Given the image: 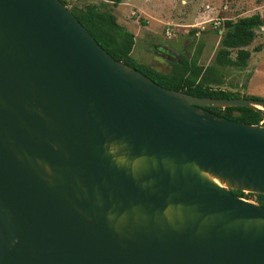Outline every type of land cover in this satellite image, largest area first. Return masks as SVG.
Returning a JSON list of instances; mask_svg holds the SVG:
<instances>
[{
  "label": "water",
  "instance_id": "1",
  "mask_svg": "<svg viewBox=\"0 0 264 264\" xmlns=\"http://www.w3.org/2000/svg\"><path fill=\"white\" fill-rule=\"evenodd\" d=\"M112 59L59 0H0V264H264V124Z\"/></svg>",
  "mask_w": 264,
  "mask_h": 264
},
{
  "label": "rangeland",
  "instance_id": "2",
  "mask_svg": "<svg viewBox=\"0 0 264 264\" xmlns=\"http://www.w3.org/2000/svg\"><path fill=\"white\" fill-rule=\"evenodd\" d=\"M64 1L68 7L100 3V0ZM137 3L121 0L111 12L116 22L134 36L130 52L133 61L162 73L169 70L170 62L179 58H196L197 64L204 67L213 64L223 21L264 13V0H140ZM139 5L141 12L135 10ZM122 7L128 10L127 15L133 12L129 20H124ZM245 49L250 55L244 68L218 69L223 76L222 89L263 99L264 27L255 30L254 39ZM244 199L258 203L254 195L246 194Z\"/></svg>",
  "mask_w": 264,
  "mask_h": 264
},
{
  "label": "trees",
  "instance_id": "3",
  "mask_svg": "<svg viewBox=\"0 0 264 264\" xmlns=\"http://www.w3.org/2000/svg\"><path fill=\"white\" fill-rule=\"evenodd\" d=\"M59 1L112 59L137 70L160 87L199 98L264 100V98L240 96L222 89L223 76L218 72V69L223 68L242 69L245 67L250 55L245 48L254 39L255 30L264 27V13L241 17L234 21H223L213 64L204 67L197 64L196 58L190 60L179 58L176 62H170L169 70L162 73L150 66L136 64L130 57L134 37L116 22L111 12V8L119 4L121 0H100L98 5H74L72 7H68L64 0ZM204 109L217 116L246 124H256L260 118L259 113L241 107L223 109L205 107ZM231 193L238 198L245 196L236 191H231ZM254 196L258 200L257 204L264 207V196Z\"/></svg>",
  "mask_w": 264,
  "mask_h": 264
},
{
  "label": "crops",
  "instance_id": "4",
  "mask_svg": "<svg viewBox=\"0 0 264 264\" xmlns=\"http://www.w3.org/2000/svg\"><path fill=\"white\" fill-rule=\"evenodd\" d=\"M128 2H140V0H127ZM137 4H140V3H137ZM118 5V4H117ZM123 7H125V6H123ZM121 8L120 10L122 11L121 12V14L123 15V18H124V20H129V16L130 15H133L132 13V11H129V13H128V15L126 14L127 13V11L128 10H126L125 8ZM135 10H137L138 12H141V7H140V5L139 6H136V9ZM123 23L125 24L126 22H124L123 21ZM119 24V23H118ZM134 37V36H133Z\"/></svg>",
  "mask_w": 264,
  "mask_h": 264
},
{
  "label": "built area",
  "instance_id": "5",
  "mask_svg": "<svg viewBox=\"0 0 264 264\" xmlns=\"http://www.w3.org/2000/svg\"><path fill=\"white\" fill-rule=\"evenodd\" d=\"M165 35H166L167 37H168V35H169L167 30L165 31ZM258 122H259V124H264V122H262V121H258ZM244 195H246V194H244ZM243 199H244V198H243Z\"/></svg>",
  "mask_w": 264,
  "mask_h": 264
}]
</instances>
